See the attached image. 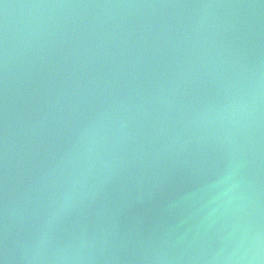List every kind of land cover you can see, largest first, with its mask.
I'll list each match as a JSON object with an SVG mask.
<instances>
[{
  "label": "water",
  "instance_id": "95a60500",
  "mask_svg": "<svg viewBox=\"0 0 264 264\" xmlns=\"http://www.w3.org/2000/svg\"><path fill=\"white\" fill-rule=\"evenodd\" d=\"M3 264H264V0H0Z\"/></svg>",
  "mask_w": 264,
  "mask_h": 264
},
{
  "label": "snow or ice",
  "instance_id": "6c2138e0",
  "mask_svg": "<svg viewBox=\"0 0 264 264\" xmlns=\"http://www.w3.org/2000/svg\"><path fill=\"white\" fill-rule=\"evenodd\" d=\"M0 264H3V261L2 260H0Z\"/></svg>",
  "mask_w": 264,
  "mask_h": 264
}]
</instances>
